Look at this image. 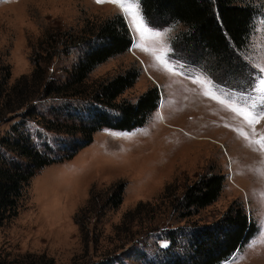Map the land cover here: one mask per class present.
I'll return each instance as SVG.
<instances>
[{
  "label": "rangeland",
  "instance_id": "374dc122",
  "mask_svg": "<svg viewBox=\"0 0 264 264\" xmlns=\"http://www.w3.org/2000/svg\"><path fill=\"white\" fill-rule=\"evenodd\" d=\"M257 2L260 12L242 57L259 74L246 88L231 89L218 85L205 72L177 62L171 56V40L180 26L150 25L140 0L137 11L147 26L161 35L140 36L131 17L110 2L1 0L0 56L11 66L10 83L32 72L34 47L51 29L77 32L86 24L121 13L133 44L127 52L99 65L91 80L114 77L137 64L141 75L119 100H136L152 86L159 88L161 98L143 126L105 128L71 159L43 168L26 189L19 214L0 228V255L13 260L26 253L45 254L54 264H148L160 247L168 245L159 233L147 234L149 227L211 223L239 200L256 223L257 232L222 264H264V150L252 142L264 137V118L250 127L243 116L230 110V106L242 107L253 115L264 110V92L254 90L264 79V0ZM78 53L55 58L49 67L51 77L65 81ZM66 101L44 100L39 109L46 111ZM27 126L35 142L47 139L56 144L76 139L49 132L33 121ZM9 128L10 124L1 126L0 134ZM206 173L226 176L220 197L191 216L189 223L179 221L169 210L172 198ZM122 182L123 200L115 206L110 198ZM169 185L168 196H164ZM92 191L97 208L86 210L91 206ZM140 202H151L156 214L135 221L127 230L123 216Z\"/></svg>",
  "mask_w": 264,
  "mask_h": 264
},
{
  "label": "trees",
  "instance_id": "16d2710c",
  "mask_svg": "<svg viewBox=\"0 0 264 264\" xmlns=\"http://www.w3.org/2000/svg\"><path fill=\"white\" fill-rule=\"evenodd\" d=\"M140 4L150 25L180 26L171 40V56L177 62L205 72L224 88L244 89L259 74L242 57L260 12L257 0H140ZM132 44L125 17L116 13L77 32L51 29L34 47L32 72L13 83L11 66L0 56V127L10 124L0 134V228L19 214L26 189L43 168L71 159L105 128L132 130L143 126L158 109L161 96L157 86L149 87L136 100H119L140 77L142 69L137 64L114 77L91 80L99 65L127 52ZM77 50L78 59L68 78H52L49 67L55 58ZM48 99L67 101L46 111L39 109ZM30 121L76 139L56 144L47 139L35 142L27 126ZM225 181L226 176L220 173L200 176L172 198V216L177 214L176 219L189 223L191 216L218 200ZM124 189L122 182L111 195L115 206L122 202ZM169 190L170 185L164 196ZM90 203L86 210L96 207L93 191ZM151 213L156 214L152 203L140 202L124 214L122 225L131 230L135 221L148 219ZM153 232L168 245L160 247L148 264H222L249 242L257 226L245 205L234 200L224 215L211 223L149 227L147 234ZM0 264L54 262L45 254L26 253L13 260L0 255Z\"/></svg>",
  "mask_w": 264,
  "mask_h": 264
},
{
  "label": "snow or ice",
  "instance_id": "6c2138e0",
  "mask_svg": "<svg viewBox=\"0 0 264 264\" xmlns=\"http://www.w3.org/2000/svg\"><path fill=\"white\" fill-rule=\"evenodd\" d=\"M102 2H110L117 4L123 11L132 19L133 27L135 28L136 32L140 36L149 35V36H159L161 35L160 32H156L151 30L144 18L139 14L137 11L139 6V0H97V3ZM160 59V57H157ZM171 70V69H169ZM261 72H264V69H261ZM197 82V81H194ZM254 90L264 92V79H261L259 81V87L256 88L254 86ZM205 95L210 96L211 99L217 100L219 103L224 104L225 102L221 100L219 97L214 95L211 92H205ZM264 100V97L261 98ZM252 107H256V104L254 103ZM230 110L235 112L237 115L243 116L244 120L247 122V124L251 127L255 123L259 122L260 118H264V110L260 111L258 114L253 115L250 111H247L245 108L242 107H236V106H230ZM242 136L245 137V139H248L247 135L244 132L240 133ZM253 143H256L260 145L261 149L264 150V137H261L259 140L252 141Z\"/></svg>",
  "mask_w": 264,
  "mask_h": 264
}]
</instances>
